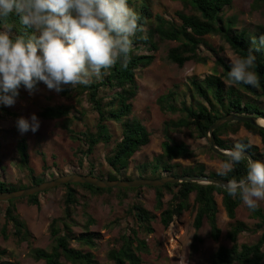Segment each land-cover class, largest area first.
Segmentation results:
<instances>
[{"label": "trees", "instance_id": "trees-1", "mask_svg": "<svg viewBox=\"0 0 264 264\" xmlns=\"http://www.w3.org/2000/svg\"><path fill=\"white\" fill-rule=\"evenodd\" d=\"M184 7L190 9L187 14L177 11L174 18L167 19L161 13L155 12L149 0H127L128 6L134 9L139 16V24L142 31H138L133 38V50L126 67L118 62L113 68L102 72L100 79L93 78L88 86H77L60 92L68 97L72 92L84 96L85 102L96 115L95 129L79 131L77 133L68 130L73 142L78 146L74 151L77 158V168L81 175L94 176L107 180H133L137 178L157 179L164 176H209L214 179L226 181L235 178L237 180L246 175L247 161H242L235 170L226 177L217 175V172L206 173L204 165L197 164L193 167H183L175 162L181 159H188L194 156V152L184 142L177 141L173 134H185L192 139H205L208 128L220 117L228 114H236L247 117L264 119V110L253 103L252 100H264V49L256 52V68L260 80V87L255 88L244 84H230L227 80V73L230 65L217 56L215 59V73L205 77L201 81L190 79L186 90L182 93L176 90H169L166 94L157 99L159 109L164 114L177 115L176 119H170L163 123V143L161 153L154 157L151 162L143 163L136 167L137 176L132 178L126 175L129 162L132 157L150 141V132L136 118H130L132 114V102L138 93L137 71L144 69L154 61V53L158 49L159 42H177L178 45L168 50L166 59L168 62L182 68L187 62L205 64L206 59L200 54L201 48H208L205 41L206 36H219L233 51L234 54L244 55L249 49L250 40L258 38L264 33L249 34L246 31H236L235 22L232 19L226 20L222 17L225 8H230L232 0H179ZM264 7V0H252L250 9L259 10ZM10 22L14 25L11 35H27L31 29L22 27L16 17ZM142 51H145L142 53ZM213 51V50H211ZM228 83V85H226ZM41 84V83H40ZM38 85V87L40 86ZM23 89V87H21ZM247 96V101L243 94ZM72 108L69 106L46 107L39 116L45 120H60L67 118ZM1 114L11 115L0 105ZM114 122L121 128L120 138L112 143V134L109 130V123ZM243 128L249 134L260 138L263 151L251 145L247 138H239L235 142L224 139L228 135H235ZM215 145L218 149H230L236 142L246 145L245 152H248L254 160L264 159V129L258 128L248 122H231L219 127L213 132ZM109 146L110 149L104 157L107 172L96 171L91 155L98 145ZM208 153L223 161L212 153L209 146H206ZM21 159L27 165V152L24 143L19 146ZM30 183L27 185H12L0 182V192L17 191L33 185L40 184L43 178L33 175L31 169H27ZM64 215L60 219H54L49 227L50 238L53 245L49 250L35 249L33 258L42 261L44 264H63L62 260L70 264H95L90 252L83 251V246L93 247L91 235L76 236L72 230V214L74 206L78 203L76 190L81 189L91 196H101L105 193L112 194L119 199V202L126 199L128 192L138 194L142 188L137 189H111L104 190L90 185H64ZM154 191L155 207L161 210L159 222L163 228H167L174 218H179L191 207L192 198L195 206V218L193 227V248L196 244L202 243L199 230L203 221L209 228V237L218 241L221 236V229L217 224L218 206L215 195L220 196L221 206L226 217L232 221L229 224L225 237L230 241V247L219 246L211 255L208 264H264V210L257 208L256 211L249 210L250 217L257 221L252 227L243 222L235 220L236 209L242 203L240 199L231 198L220 187L212 184L201 185L195 183L167 184L163 187L148 188ZM169 196L164 203L165 196ZM40 194L26 197L24 199L0 202L4 205L3 215L5 224L2 229L4 234L8 224L13 229V235L20 241H28L31 234L25 221L17 212V204L26 201L28 206L39 207ZM85 206V205H84ZM165 206V208H164ZM129 216L133 225L114 240V246L107 253V258L112 264H142L141 255L148 254L149 248L140 234L150 235L153 233L152 223L155 217L150 214L141 203L131 206ZM261 232L259 240L253 245H238V236L242 233ZM77 243V247L72 244ZM6 254L0 250V264H9L1 261Z\"/></svg>", "mask_w": 264, "mask_h": 264}, {"label": "rangeland", "instance_id": "rangeland-1", "mask_svg": "<svg viewBox=\"0 0 264 264\" xmlns=\"http://www.w3.org/2000/svg\"><path fill=\"white\" fill-rule=\"evenodd\" d=\"M153 10L161 13L165 18L172 19L177 11L191 13L190 9L183 6L179 0H149ZM252 0H232L230 8H225L222 17L226 20L232 19L235 22L236 31H246L249 34L264 33V7L252 11L250 9ZM205 41L211 47L201 48L200 54L205 57V64L187 62L182 68L170 63L166 59L169 49L178 45L177 42H159L158 49L154 53V61L144 69L137 71L138 93L132 102V114L130 118L138 119L150 132L149 144L137 152L129 162L126 175L136 178V167L149 163L161 153L163 143V123L170 119H176L177 115L164 114L159 109L157 99L166 94L169 90H176L180 93L186 90L190 79L201 81L205 77L215 73V59L221 57L225 63L230 65L234 57L230 47L217 35L206 36ZM145 51H142L144 53ZM216 53V54H215ZM228 85V83H226ZM39 92L29 96L24 89L19 90L16 103L5 108L11 115L1 114L0 117V182L12 185H27L30 183L28 168L33 175L43 178L44 181L70 173H79L77 158L74 151L78 146L73 142L68 130L77 133L79 131L95 129L96 115L89 111L84 96L72 92L68 97L57 94L46 89L43 83L40 84ZM243 94V93H242ZM244 99L247 96L243 94ZM264 110V100H252ZM69 106L71 114L60 120H45L39 114L46 107ZM35 114L40 121V127L35 133L28 131L21 133L16 127L19 118L29 119ZM109 130L112 134V143L120 138L121 128L118 124L109 123ZM177 141L184 142L194 152V156L188 159H181L175 162L183 167H193L197 164L204 165L206 173L217 172L220 161L212 157L206 150L208 145L205 139H192L185 134H173ZM235 142L239 138H247L251 145L256 146L260 152L263 151L260 138L249 134L241 128L235 135L223 137ZM24 143L28 156L27 165L21 159L19 146ZM209 146V145H208ZM109 146L98 145L91 155L95 170L107 172L104 157L109 151ZM264 161V159H263ZM167 177V176H164ZM65 189L54 188L40 194L39 207L28 206L26 201L17 204V212L25 221L31 234L28 241H20L13 235L10 224L2 229L5 224L3 210L4 205L0 203V250L6 254L1 258L9 264H44L33 258L35 249L49 250L53 241L50 238L49 227L54 219H60L64 215ZM78 203L74 206L72 214V232L79 236L91 235L94 246H83L82 250L90 252L95 264H112L107 258V253L114 246V240L133 225L129 216V209L132 205L141 203L143 207L155 217L152 223L153 233L150 235L140 234L148 245L149 253L142 254V264H208L211 255L219 247H230V241L225 237L229 224L232 222L227 217L221 206V198L215 195L218 206L217 224L221 229V236L218 241L209 237V228L205 221L199 230L202 243L196 244L193 248V236L195 233L193 221L195 218V206L192 198V207L184 212L179 218H174L167 228L159 222L161 210L155 207L154 191L145 187L136 194L128 192L126 199L119 202L114 193H105L101 196H91L81 189L76 190ZM169 196H165L164 203ZM85 205V206H84ZM165 208V206H164ZM264 210V202L259 207ZM235 220L243 222L249 228L256 220L252 219L249 210L243 203L236 209ZM261 232L242 233L238 236V245H253L260 238ZM77 247V243L72 244ZM63 264H70L62 260Z\"/></svg>", "mask_w": 264, "mask_h": 264}, {"label": "clouds", "instance_id": "clouds-1", "mask_svg": "<svg viewBox=\"0 0 264 264\" xmlns=\"http://www.w3.org/2000/svg\"><path fill=\"white\" fill-rule=\"evenodd\" d=\"M12 17L31 33L13 37ZM139 20L127 0H0V105L13 106L21 87L32 96L43 83L59 94L90 85L118 62L126 67L133 38L142 31ZM250 45L246 54L232 58L227 80L259 88L255 53L264 49V35L251 38ZM16 127L21 133H35L40 121L32 114L29 119L19 118ZM245 150L242 142L221 149L217 175L226 177L247 161L243 178L228 179L220 186L229 197H238L247 209L256 211L264 202V161L245 156Z\"/></svg>", "mask_w": 264, "mask_h": 264}, {"label": "water", "instance_id": "water-1", "mask_svg": "<svg viewBox=\"0 0 264 264\" xmlns=\"http://www.w3.org/2000/svg\"><path fill=\"white\" fill-rule=\"evenodd\" d=\"M258 119L259 118L247 117L236 114H228L226 116L218 118L208 128L206 133V141L212 153H214L219 157H223L220 149H218L215 145L213 132L216 129L231 122H248L258 128L264 129V126L258 124ZM244 155L254 160L253 157L248 152H244ZM224 182L225 181L221 179H214L209 176H183V177L167 176L157 179L137 178L133 180H107V179H100L94 176L81 175L78 173H70L63 176L52 178L50 180L43 181L40 184L33 185L31 187H27L21 190L0 192V202L24 199L29 196L45 193L57 187H61L64 185H72V184L90 185L98 189L111 190V189H119V188L121 189H137L143 187L157 188V187H163L167 184H177V183H195L201 185L212 184L222 188L220 185Z\"/></svg>", "mask_w": 264, "mask_h": 264}, {"label": "bare ground", "instance_id": "bare-ground-1", "mask_svg": "<svg viewBox=\"0 0 264 264\" xmlns=\"http://www.w3.org/2000/svg\"><path fill=\"white\" fill-rule=\"evenodd\" d=\"M258 124H260V125H262V126H264V119H258Z\"/></svg>", "mask_w": 264, "mask_h": 264}]
</instances>
